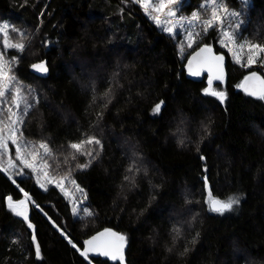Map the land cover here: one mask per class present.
<instances>
[{
  "label": "trees",
  "instance_id": "trees-1",
  "mask_svg": "<svg viewBox=\"0 0 264 264\" xmlns=\"http://www.w3.org/2000/svg\"><path fill=\"white\" fill-rule=\"evenodd\" d=\"M202 1L181 11L206 18ZM222 3L240 13L239 34L264 45V0ZM2 21L8 43L24 45L0 33L10 87L30 105L17 135L47 145L46 173L72 180L81 205L36 186L30 169L13 182L0 167V264H264V98L239 88L253 68L231 61L215 25L187 49L133 0H0ZM202 44L225 59L212 84L183 68ZM90 137L100 143L70 147ZM24 196L25 219L9 203ZM211 198L239 202L216 212ZM106 230L126 238L123 262L82 254L83 239Z\"/></svg>",
  "mask_w": 264,
  "mask_h": 264
},
{
  "label": "snow or ice",
  "instance_id": "snow-or-ice-1",
  "mask_svg": "<svg viewBox=\"0 0 264 264\" xmlns=\"http://www.w3.org/2000/svg\"><path fill=\"white\" fill-rule=\"evenodd\" d=\"M142 4V6L145 8L147 11L149 9V3L148 0H138ZM211 2V18L210 19H204L201 21V17L198 13H193L191 20L188 21L189 24L200 21L203 25V31H207L211 28L214 27L216 22L221 21V16H220V11L223 10L226 14L236 17L235 12L229 13L226 6L221 2V0H210ZM178 0H159L158 4H154L152 7V10L156 13H163L165 9H167L166 13V19L163 21L165 25H168L164 27V31H167L169 33L174 32L175 26H183L182 21L183 17L179 20H173L171 18L176 17L177 12L173 10L172 6L177 5ZM157 24H161L160 16L159 15H154L152 17ZM239 27V24H237V28ZM7 25H4L2 28H0V31H3L5 33V45L7 47H16L18 49H23L24 45L23 44H9L7 41ZM200 33H193L191 31L187 32V39H188V47L192 46V43L195 42V37L199 36ZM236 32H224L223 33V43L225 45L229 43H236ZM239 51H234L233 54L236 55L237 57V62H240V57L243 54V50L245 47L248 49V56H247V65H251L256 62V57L260 53H264V45L261 44H250L247 42L241 43L238 46ZM232 50V49H230ZM207 53L209 55L203 57V62L207 63L209 67L211 68L213 62H217V66H219V62L223 61L222 56L218 55H212V48L205 45L204 47H201L198 52H196V55L193 57V60H195L197 57H201L202 54ZM9 61L4 59L3 54H0V98H5L6 93L9 91L10 86L16 82V78L14 76L9 75ZM189 65L191 66V61H189ZM33 68L41 71V72H46L47 68L45 67L44 63H39V64H34L32 66ZM190 72L192 75H198L199 73L196 71H192L191 67L189 68ZM217 79L220 77L217 76ZM255 79L256 81L259 82V84L262 86L260 89V94L261 98H264V79H261L259 76H257V73L252 72L250 76L245 77V80H253ZM15 95L13 96L12 100L10 101L12 104H15L17 107L20 106V102H24V109L23 113L21 115H17L16 112H13L11 108L8 109V112L10 115L6 117V120L0 121V149H4L5 152H7L8 149V141H11L13 144H17V155L20 156L24 152L27 151V146L22 145L18 143V141L22 140V134L17 135V133L20 132V129L17 127L18 124H23L24 122V116L27 115L28 109L30 105L27 103V100L25 97L20 95V89L19 88H14ZM213 95L218 96L221 100L224 98V93L223 92H213ZM250 94L256 95L258 94L256 91L251 92ZM162 103V102H161ZM161 105L157 104L154 108L155 112H158L160 110ZM13 117H16V119H13ZM99 144V140H95L94 138H88L86 141H81L80 143H73L70 145V147L74 150L80 151L82 148L83 144ZM40 148H43L47 150V145L46 144H40ZM81 154H87L91 155V152L88 153H83ZM72 159H75V156L72 157ZM25 165L27 167H32L30 164L27 163V161H24ZM9 166L11 167V161H9ZM88 165H78V167H87ZM239 200L238 198H229L227 202L220 201L213 199L211 200V205H212V210L216 212H224L225 210H230L233 206V204L238 203ZM21 204L23 201L20 202ZM18 215H22V213L18 212ZM109 236L114 239L112 240H102V237ZM126 238L122 235H118L117 233H113L110 230H106L105 232L100 233L98 236H94L91 240L87 241L86 243L89 245V248L85 250L84 255H87L88 251H99L101 254L105 256H111L112 259H117L119 258L121 261L123 260V246H124V241ZM119 242V243H117ZM37 255L39 256V246L37 245Z\"/></svg>",
  "mask_w": 264,
  "mask_h": 264
},
{
  "label": "rangeland",
  "instance_id": "rangeland-1",
  "mask_svg": "<svg viewBox=\"0 0 264 264\" xmlns=\"http://www.w3.org/2000/svg\"><path fill=\"white\" fill-rule=\"evenodd\" d=\"M134 2H136L141 9L144 11L145 15L148 17V19L154 23V25L161 31L175 36V35H180L179 37H181V39L184 40L185 44H188V39H187V32L191 31L194 34L195 33H200L201 35V31H203L204 25L200 22V21H196L193 22L191 24L188 23V21L191 20V17L193 15V13H198L196 10L191 12L190 14H185L181 11V5L183 4V2L185 0H178V4L177 5H173L172 8L174 11L177 12L176 17L171 18L173 20H179L181 19V17H183V21L182 24L183 26H175L174 28V32L173 33H169L167 31H164V27L168 26L165 25L163 23V21L167 18L166 17V13H167V9L164 10L163 13H156L152 10V7L154 4H158L159 0H148L149 3V9L146 11L145 8L142 6V4L140 2H138V0H133ZM243 3L245 4H249L251 0H241ZM222 2V0H221ZM201 5L203 7H210V13L208 15V17L206 18H201V21H203L204 19H210L211 18V2L210 0H203L201 2ZM228 12H235L237 15L236 17H232L228 14H226L223 10L220 11V16H221V21L216 22L215 26L217 27V35L219 36L218 38V44L225 48L230 56L231 61L235 62L236 64L241 65L242 67L248 69V68H253L251 71H257L260 72L264 75V53H260L257 57H256V62L251 64V65H247V56H248V49L247 47L244 48L243 50V54L240 57V62H237V57L236 55L233 54L234 51H239L238 49V45L244 42L250 43V44H255V43H251L248 40H246L240 33V25H242V19L240 17V13L236 10H233L231 8H227ZM154 15H159L160 16V20H161V24H157L156 21L152 18ZM237 24H239V27L237 28ZM4 25H6V21H2L0 22V28H2ZM236 32V43H229L227 45H225L223 43V33L224 32ZM206 32V31H204ZM1 34H3V31H0ZM200 36H196L195 37V42L192 43L191 47L192 48L194 45H196L198 43ZM232 49V50H230ZM180 50V56L183 57V55L185 54V50ZM223 79V78H222ZM221 79V80H222ZM206 80L208 81L209 84H212V82L214 81V79H212L211 76L206 77ZM10 89L12 91H14L13 87H10ZM9 89V91L6 93V97L5 98H0V121L6 120V117L8 115H10V113L8 112V109L11 108L13 112H15V104H12L10 101L11 99H8L11 93V90ZM13 119H16V117H13ZM8 149L7 152L4 151V149H0V167L6 172L7 175H9L10 179L13 182H16L13 178V175H19L22 176L23 175V170L24 168L30 169L31 173L36 181V186H39L41 189H45L46 185L49 183H52L53 185L58 186L63 193H65V195L67 196V198H69L71 201H73L74 203V207L73 210L74 212H76L77 208L81 205V200L77 199V194L76 193H81L80 189L76 186V184L74 185L72 180H68L65 181L64 178H60V179H53L52 177H50L48 175L47 170H46V165L43 162L42 156L43 154H45L46 152H48V148L47 150L40 148L39 145L43 144V143H39L37 146L34 145L33 142H26L23 140L18 141V143L22 144V145H26L27 146V151L24 152L22 155L18 156L17 155V144H13L11 141H8ZM27 161L28 164H30L32 167H27L24 163V161ZM9 161H11L12 166H9ZM28 196H24L22 199H19L17 201H12L10 200V206L11 209L13 210L14 213H22V215H18L22 218H26V209L29 205V203L31 202L30 199H28ZM23 201V203L21 204L20 202ZM87 210L82 209V213H86Z\"/></svg>",
  "mask_w": 264,
  "mask_h": 264
},
{
  "label": "water",
  "instance_id": "water-1",
  "mask_svg": "<svg viewBox=\"0 0 264 264\" xmlns=\"http://www.w3.org/2000/svg\"><path fill=\"white\" fill-rule=\"evenodd\" d=\"M205 45L206 44H202V45H200V47L198 46V47H196L195 49L191 50L188 53L185 61L183 62L184 63L183 68H184L185 74H186L187 77H189L190 79H193V80L200 79L203 75L211 76L212 79H214V80H221L224 77V71H225V59H224V57L221 54L216 53L212 49V55L222 56L223 57V61L219 62V66H217V62H213L211 68L209 67V65L207 63L203 62V57L209 55L207 53H204V54H202L201 57H197L195 60H193V57L196 55V52H198L199 49L201 47H204ZM207 46H209V45H207ZM209 47H211V46H209ZM189 61H191V66L189 65ZM39 63H44V65H45V60H43V61H41ZM39 63H37V64H39ZM190 67H191L192 71H196L199 74L198 75H192L190 70H189ZM33 69H35V68H33ZM35 70L38 73H40V74L45 73V72H41V71H39L37 69H35ZM253 72L257 73V76H259L261 79H264V75L262 73L257 72V71H253ZM251 73H252V71L246 72V74L243 76V78L241 79V81L239 83V88L243 92H245L246 94H248L250 96H254V97L261 96L260 89H261L262 86L259 84V82L256 81L255 79L248 80V81L245 80V77L250 76ZM217 76H219L220 78L217 79L216 78ZM253 91H256L258 94H256V95L250 94ZM205 178H206V175L202 179L204 180L205 188H207L209 186V184H208V182H207V180ZM213 199L220 200L218 198H211L209 200V204L208 205H209L211 210H212L211 200H213ZM220 201H223V200H220ZM100 233H102V232H97V233L92 234L91 236L83 239V242H82L83 248L82 249H84V250L88 249L89 245L86 242L91 240L94 236H98ZM101 239L102 240H112L114 238L109 237V236H105V237H102ZM117 243H119V242H117ZM88 252L95 253V254H101V252H99V251H88ZM101 255H103V254H101ZM103 256H104V258L105 257H110L111 258V256H105V255H103ZM115 260L121 261L119 258H117ZM121 262H123V260Z\"/></svg>",
  "mask_w": 264,
  "mask_h": 264
}]
</instances>
